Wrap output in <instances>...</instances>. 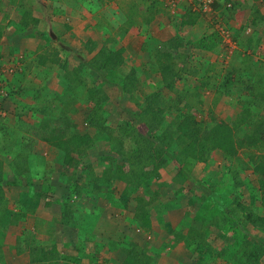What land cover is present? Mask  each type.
Here are the masks:
<instances>
[{
    "label": "trees",
    "instance_id": "obj_1",
    "mask_svg": "<svg viewBox=\"0 0 264 264\" xmlns=\"http://www.w3.org/2000/svg\"><path fill=\"white\" fill-rule=\"evenodd\" d=\"M26 2L25 0L10 1L12 6H16L18 10H23L18 22H10L17 30H23L31 24H37L39 21L37 18L32 17L31 10ZM1 3L2 0H0V5ZM227 4L226 1L222 4L214 0L212 7L220 10L225 17L232 18L231 7H233V3L230 6H227ZM160 5H162V2L153 0L148 13L153 8L158 9ZM137 6L138 3H134L130 12L135 13L138 10L140 14ZM190 10L189 8L187 15H192L193 11ZM126 15L127 22L131 23L134 18L129 13ZM140 18H142L141 14ZM144 19L147 21L146 17ZM185 22L191 21L186 20ZM2 27L0 24V37ZM217 41V36L213 34L210 37L206 38L204 36L196 40L192 46L199 50L210 51L213 50ZM260 42L261 40L256 34L246 40L238 41V47L241 48L239 50L247 49V52H249H239L235 58L237 63L239 62L238 68L234 69L231 77H226V83L230 87H236L242 94L249 91L252 95L249 107L264 110V62L255 57L257 50L262 55L264 53V48H260ZM89 50L92 51L91 48ZM122 52V48L104 47L97 50L91 57L88 56L86 50H80L79 64L72 69L68 68L67 62H59L60 68L65 72V77L70 82L72 94L67 100L61 101L58 111L52 109L39 111V114L35 116L41 120L37 129V136L41 141H45L64 153L63 168L67 172L65 173L67 175V190L61 196L63 200L60 204L61 223L70 226L73 230L84 231L85 240L93 245L94 233L92 228L96 221H105L103 210L101 206H97L95 203L88 209L83 207V210H80L79 205L71 199V194L75 192L88 194L91 200L98 201L105 199V196L109 193V200L113 201L115 206L128 208L133 205L134 210L128 213L131 222L126 225V228L124 226L125 229L121 228L120 230L116 225L114 236L111 235L106 242H95V245H93L95 249H104L105 251L102 255L100 254L102 259L100 264H107L109 261H117L116 264H157L158 259L155 255L157 252L146 239L149 235L157 236L154 223L156 222L159 228L164 229L169 234L178 232L183 227L181 225L174 228L171 226L167 216V206L165 207L164 202L159 200L157 190L151 191L148 180L151 177L157 178L159 176L158 169L169 159L175 161L183 176L185 173L184 164L188 161L204 162L213 151H219L223 158L230 162L236 156L238 148L250 146L257 149V154H253L251 159L253 161V171L264 179V153H261L264 150V118L257 115L254 116L255 120L247 121L246 115L242 113L238 122H234L232 125L221 120L213 125H207L197 119L196 115L191 112L193 106L189 105L188 102L181 104L184 93L178 91L176 94L177 91L175 90L176 79L189 71L182 64L178 67L175 62L178 55L172 57L170 50H164L157 54L161 75L156 81V89L149 95L141 91L145 101L138 102V106H140L139 113L130 112L138 121L137 124L135 122L120 123L113 128L107 120L108 113L103 105L107 100V87L115 86L122 93L131 94L138 83L133 69L125 71ZM179 56L180 58L183 57L181 63L189 58L186 55L180 54ZM45 59H47L46 54L40 55V62L43 63ZM16 68L18 70L17 66ZM21 71L23 72V70ZM80 72H85L86 76H82ZM94 73L99 80L93 76ZM0 81H4V79L0 77ZM221 86L218 80L206 73V75L199 78L197 87L203 90H218ZM162 87L173 92L175 98L162 93L160 90ZM13 92L15 91L10 90L8 96L14 94ZM79 101L88 107V113L84 118L88 126L86 131H82L80 124L74 122L72 116H70L76 114L72 104ZM249 107L245 111L252 118L254 111H250ZM162 123H164V126L160 127ZM168 125L173 127L174 139L163 150L162 157L157 159L154 144L159 139V134L155 130L161 131ZM17 134L18 131L5 130L4 138L0 143V150L19 149L21 146L20 138L22 137ZM125 139L131 141L127 150L123 148ZM105 144L108 145V150L111 149L110 153L122 156L124 161L110 166L105 164L104 169L98 172L93 168V163L89 161L90 158L87 156L89 155V149L102 145L104 150ZM121 145L122 147H119ZM3 172L4 169L0 162V235H5L11 228H21L22 226L18 224L17 219L23 218L25 212L22 209H27L33 203L30 194L28 196L26 192L21 193L19 195L20 213H17L15 218H11L13 211L9 208V199L4 196L2 188ZM121 182L124 183V188L119 194H116L114 188L117 183ZM142 186L146 190L143 196L137 193ZM52 189L55 190L54 187L48 188L39 195L48 198V191ZM59 193L60 191H58ZM37 194L38 191L35 195ZM240 197L241 195L238 194L234 199H231L228 208L222 210L220 216L212 218L211 223L220 229L227 228L232 222H235L240 230H244L248 224L264 229V215L258 213V207L261 203L255 196H252L251 202L245 204L240 200ZM38 201L39 197L36 202L38 203ZM262 203L264 204V202ZM111 217L114 220L117 219ZM135 227L139 229L140 233H136ZM35 235V232L31 235H17L16 245L9 248L14 249L16 247L19 252L28 251L29 264H53L54 259L62 257L56 243L42 245L37 238L36 240L33 238ZM178 236L181 239L180 241H184L186 248L193 254L194 264H209L211 259L214 260L215 257L223 258L224 256H229L231 264H259L264 253V238L258 240V243H254L244 239L246 236L244 234L242 246L224 247L215 252L214 249H211L212 245L208 241L202 226L197 222L190 225L185 231L181 230ZM70 245L73 246V244ZM86 253L89 263H95L99 258L98 252L90 251ZM0 264L9 263L4 256H0Z\"/></svg>",
    "mask_w": 264,
    "mask_h": 264
},
{
    "label": "crops",
    "instance_id": "obj_2",
    "mask_svg": "<svg viewBox=\"0 0 264 264\" xmlns=\"http://www.w3.org/2000/svg\"><path fill=\"white\" fill-rule=\"evenodd\" d=\"M10 1L12 2V0H2L1 3L6 5L5 11L7 12L9 9L11 14L0 10V24L3 26L0 37V70L2 72L8 65L17 66L18 70L16 68L15 72L3 74L2 77L6 87L10 84L11 91L15 92L9 95L10 100L3 102L2 109H0V115L3 117L0 118V143L4 138L5 130L18 131L17 135L22 138H20L19 149L0 150V162L4 169L2 188L4 196L9 199L8 204L13 211L12 215L20 213L19 195L21 193L26 192L28 196L30 194L33 197H30L33 203L27 209H22L25 216L17 219L18 224L24 227V230H21L22 227L11 228L5 235L0 236L6 238L10 234H15L16 238L17 235L34 234L36 229L46 236L49 233V228H54L49 226L53 215L52 209L55 205L62 203L61 196L67 190V175H65L67 172L63 169V151L41 141L37 136L40 124L35 116L39 113L32 114L31 107L37 103L36 101H40L43 97H51L53 94H56L57 98L60 97L61 101L67 100L71 96L70 82L65 77V72L60 68L59 62H67L68 68L72 69L79 64L80 50H86L88 56L92 57L97 50L104 47L122 48L125 71L133 69L138 82L142 85L143 82L150 79H153L156 84L157 79L160 78V76L157 77V74L161 75L157 54L164 50H170L171 54L184 53L186 55L189 46L204 37L202 33L205 28L201 30L199 14L196 15L195 12H192V15H187L189 9L187 4H181L172 16L167 15L168 13L163 8V0H159L162 5L158 9L153 8L149 13L148 9L153 0L139 2L137 6L139 10L143 9L140 3L144 5V12L140 10L142 18H140L138 10L135 13L130 12L131 6L134 4L133 0H25L31 10L32 17L39 21L23 30H17L10 22H18L23 10L12 6ZM225 1L230 2V0H216L222 4ZM246 1L249 0H231L233 7H231L232 18L230 19L233 21L237 16H243V12H246L245 23L249 17V25L252 26V29L245 28L244 32L250 31L251 33L244 34L243 32L241 40H246L256 34L262 45L263 41L259 31L260 25L264 23V0H252V4L246 3ZM214 11L220 17V10L214 9ZM127 13L132 18L137 13L131 23L127 22ZM222 15L224 16V14ZM144 17L147 18V21ZM186 20L191 22H185ZM233 23L238 25L236 21ZM241 23L242 21L239 22V25ZM90 48L92 51H88ZM260 48L263 49L264 46H260ZM42 54L47 55V59L43 63L40 62ZM80 73L82 76L86 75L85 72ZM48 99L46 98L45 101ZM61 101L58 104L62 103ZM73 105L77 114H81L80 112L85 107L80 101ZM20 119L23 120V123H18ZM54 179L56 180L53 181ZM148 182L151 183V178ZM53 187L55 190L48 191V198L39 195ZM117 188L114 191L119 194L124 187ZM154 190L158 191V188ZM37 191L38 194L35 195ZM58 191H60V197L56 196ZM76 193H78L76 198L85 195L80 192ZM73 195L71 194L72 200ZM76 198L74 199L78 203ZM109 198L108 193L103 200H92L93 204L101 206L105 218V221H96L92 228L94 233L92 239L98 240L99 243L106 242L111 235H115L116 225L120 230L121 228L125 229L126 225L131 222L128 213L134 210V206L131 205L126 209L124 217L118 215V218L114 220L111 217L112 211L114 209L121 210V207L124 208V206H115V203ZM92 203L91 205H93ZM104 203L110 206L111 213L106 211L108 206L104 207ZM167 216L173 228L180 225L183 228L169 234L159 228L156 222L154 223L157 236L149 235L146 239L157 252L155 254L158 259L157 264H189L193 254L186 248L184 241H180L178 233L181 230L185 231L190 225L196 224V221L184 225L182 221H178L179 219L175 218L177 221H174L170 213H167ZM135 230L136 233H140L138 228L135 227ZM76 233L78 241L87 242L84 231L77 230ZM178 244L179 248L176 249ZM8 245L9 248L16 244ZM14 249L18 250L16 247ZM11 254H9L11 261L7 259L6 261L9 264H19L16 257H12ZM21 254L17 256L21 257ZM26 254L29 256L28 253ZM113 262L118 263L117 261Z\"/></svg>",
    "mask_w": 264,
    "mask_h": 264
},
{
    "label": "rangeland",
    "instance_id": "obj_3",
    "mask_svg": "<svg viewBox=\"0 0 264 264\" xmlns=\"http://www.w3.org/2000/svg\"><path fill=\"white\" fill-rule=\"evenodd\" d=\"M133 2L139 3L143 2V0H133ZM240 3L244 4L243 2ZM246 3L252 4V0L246 1ZM140 5L143 8H140L141 12H144V5L142 3H140ZM5 6L6 5L1 4L0 10L4 11V13L8 12L7 14L10 15L11 11L7 9L6 12ZM193 7L194 6H190L189 8L191 11L200 15H198V19H200V23L202 24L201 30L205 28L204 33L202 34H204L206 38L215 34L218 41L213 50L210 51L194 49L193 46H189V51L187 50L188 52L186 51L187 53H185L187 58L188 56L189 58L185 60L184 63H181V59L183 57L180 58L179 56L180 54L184 56V53L172 54V57H176L178 55V58H176L175 61L178 67L182 64L189 71L187 74H183L180 78L176 79L175 83V90L177 91L176 94L178 91L185 94H183L181 104H186V102H188L189 105L193 106L191 112L196 115L197 119L207 125H213L220 120L232 125L234 122H238L239 116L242 113L246 115L247 121L255 120L254 116L257 115L264 118V110L249 107V103L252 100V95L249 91L246 92V94H242L236 87H230L228 86V83H226V77H231L234 73V69L238 68L239 62L237 63L235 58L238 56L239 52H247V49H242V51H240L239 49L241 48L238 47V41H241L245 28L250 27L252 29V26L249 25V17L247 23H245L247 15L246 12H243V16H237V18L232 21V19L223 16L220 11V17L218 16V20L216 21L215 19H211L209 15L202 13L197 6H195L194 9ZM251 10H253V7H251ZM165 11L168 13L167 15H173L168 10ZM12 13L14 12L12 11ZM251 14L253 13L251 12ZM142 16L143 15H141V17ZM234 21H236V24L238 25H234ZM240 21H242L241 25H239ZM220 29L223 30L222 33H220ZM259 32L263 41L261 46L263 47L264 23L260 25ZM250 33V31L247 33L244 32V34ZM255 57L264 62V53L262 55V53L257 50ZM206 73L212 75L213 78L221 83L222 86L218 90H203L197 87L199 78L206 75ZM4 74L10 73L5 72ZM3 76L4 75H2V77ZM93 76L95 78L97 77L95 73ZM159 76L160 75L157 74V77ZM97 79L99 80L98 77ZM155 89V82L153 79L146 80V82H143V85L138 82L136 89L131 94L122 93L115 86H108L107 100L103 103V105L108 113L107 120L109 121L111 127L114 128L120 123L128 122H135V124H137L136 122L138 121L135 120V117L131 115L130 112L138 114L140 111L138 102L141 103L145 101L142 93L149 95L153 93ZM7 90L10 92V84L8 85ZM160 90L165 95L174 96L175 98L173 92L163 87L160 88ZM9 98L10 97L8 96L4 99V101H2V103L10 100ZM46 98L49 99L45 101ZM59 98L56 97V94H53L51 97H43L40 101H36L37 103L35 105L33 104L34 106L31 105V109L33 111L32 113H39L42 109H52L53 111H58V103L61 101ZM248 107L250 111H254L252 118L245 111ZM80 113L81 114H77L76 112L75 116H70H72L74 122L80 124L82 131H86L88 126L85 123L84 118L88 113V107H83V110ZM1 117L2 115H0V118ZM39 119L38 121L40 124L41 120ZM18 123H23V120H18ZM163 124L164 123H162L160 127H163ZM172 128L173 127L171 125H168L161 131L155 130V132L159 134V139H157L154 144L157 159L162 157L163 150L168 147L174 139ZM141 129L144 130L143 127H141ZM130 144L131 141L125 139L123 148L127 150V148L130 147ZM105 146L104 150L102 145L94 146L89 149V155L87 156L90 158L89 161L93 163V168L98 172L104 169L105 164L110 166L111 164L116 165L123 163L124 161L122 156L110 153L111 149L109 148L110 150H108L107 144H105ZM119 147H122V145ZM261 153H264V150H262ZM253 154H257L256 148L251 146L240 147L237 150L236 156L228 162L223 158L221 153L213 151L210 157H208L204 162H186L184 164V168L186 170L184 169L185 173L183 176L181 175L175 161L173 159H169L158 169L159 176L157 178L151 177V185H149V188L151 191L158 188V198L160 201L164 202L163 205L165 207L167 206L166 211L167 213H170L174 221L179 219L178 221H182V224L184 225H189L196 221L199 225H201L205 231L208 241L212 245L211 249H214L215 252L224 247L242 246V239L244 238L243 234L246 235L244 239L258 243V240H262L264 238V229L260 227L248 224L244 230H240V227L235 222H232V224H230L227 228L220 229L216 228L215 224L211 223L212 218L220 216V212L222 210H226L230 200L234 199L235 196H238V194L241 195L240 200L245 204H249L252 196H255V198L261 203L258 207V213L264 215V204L262 203L264 202V179L257 172L253 171V161L251 160ZM94 159L97 160L95 161ZM55 180L56 179L53 181ZM118 186L122 188L124 187V183L121 182L116 184L114 189ZM137 193L142 196L145 195V188L141 187ZM73 194L74 193H72V195ZM57 196L60 197V193ZM73 196V201H75L74 198L78 196V193L75 192ZM83 196L76 198L80 210H83V207H86V209L90 208L92 206L91 203L93 202L88 194ZM103 205L104 207L108 206L106 211L111 213L110 206L105 203ZM126 209L127 208L125 207H121V210L114 209L111 216L118 218V215H122V217H124ZM60 210L61 206L59 204L55 205L52 209L53 215L49 226L54 228H49L51 232L47 233L45 236L43 232L36 229L35 231L38 232L34 231L36 235L33 238H35V240L37 238L39 243L42 245H46L48 243L57 244L62 257L54 259L55 261L53 264H88L89 259L86 252L89 253L90 251L98 252L99 258L95 263L90 262L89 264H100L102 261L100 256L105 251L104 249L97 250L93 247L95 242L99 243V241L93 240V245L89 243V241H78V235L76 233L77 230H73L70 226H65L61 223ZM15 217L16 215L11 216V218ZM3 238L0 236V256H4L5 259L11 261L9 254L12 253L11 256H15L19 261V264H28L29 256L26 254L28 251L17 252L15 249L11 250L8 248V244H16L17 237L15 238V234H10L8 237ZM70 244H73V246ZM178 248L179 244L176 249ZM181 249L184 250L183 248ZM211 252L213 251L211 250ZM19 254H21V257L17 256ZM193 258L192 261H194ZM192 261L189 262V264H194ZM107 264L116 263L109 261ZM209 264L231 263L229 261V256H224L223 258L215 257L214 260L211 259ZM259 264H264V253L259 261Z\"/></svg>",
    "mask_w": 264,
    "mask_h": 264
},
{
    "label": "built area",
    "instance_id": "obj_4",
    "mask_svg": "<svg viewBox=\"0 0 264 264\" xmlns=\"http://www.w3.org/2000/svg\"><path fill=\"white\" fill-rule=\"evenodd\" d=\"M184 0H165V6L167 8L170 9L171 12L174 11V9L176 8V6L182 2ZM188 2H190L192 4L193 9L195 8V6H197V8L200 9V11L206 15H209L211 17V19H215L216 21L218 20V16L216 15L214 8L212 7L214 0H187ZM231 5V0L230 2H228L227 6ZM223 30L220 29V33H222ZM226 32V31H225ZM16 67L13 65H8L6 66L2 72L0 70V77L2 73H12L13 71H15ZM9 94V91L6 89L5 84L3 82L0 81V109L2 106V101H4V99L7 98Z\"/></svg>",
    "mask_w": 264,
    "mask_h": 264
},
{
    "label": "clouds",
    "instance_id": "obj_5",
    "mask_svg": "<svg viewBox=\"0 0 264 264\" xmlns=\"http://www.w3.org/2000/svg\"><path fill=\"white\" fill-rule=\"evenodd\" d=\"M164 1H165V0H163V8H164L165 10H168L171 14H174L175 11L178 10V7H179L181 4H187L189 7H190V6L192 7V4H191L190 2H188L187 0H184V1L180 2V3L176 6V8L174 9L173 12H171L170 9L167 8V7L165 6V2H164ZM3 74H4V73L1 74V77H2Z\"/></svg>",
    "mask_w": 264,
    "mask_h": 264
}]
</instances>
